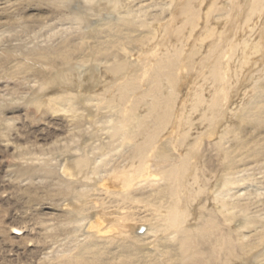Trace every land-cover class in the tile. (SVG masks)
I'll return each mask as SVG.
<instances>
[{
	"label": "bare ground",
	"instance_id": "6f19581e",
	"mask_svg": "<svg viewBox=\"0 0 264 264\" xmlns=\"http://www.w3.org/2000/svg\"><path fill=\"white\" fill-rule=\"evenodd\" d=\"M0 264H264V0H0Z\"/></svg>",
	"mask_w": 264,
	"mask_h": 264
},
{
	"label": "rangeland",
	"instance_id": "374dc122",
	"mask_svg": "<svg viewBox=\"0 0 264 264\" xmlns=\"http://www.w3.org/2000/svg\"><path fill=\"white\" fill-rule=\"evenodd\" d=\"M249 7H248V5L246 6V8H245V10H243V12H245V15L248 13V16L250 15V13H249V9H248ZM245 15H243V16H240V20H242L243 22H245V19L248 17V16H245Z\"/></svg>",
	"mask_w": 264,
	"mask_h": 264
}]
</instances>
